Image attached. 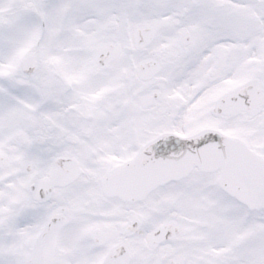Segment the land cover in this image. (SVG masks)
Masks as SVG:
<instances>
[{
	"label": "snow or ice",
	"instance_id": "obj_1",
	"mask_svg": "<svg viewBox=\"0 0 264 264\" xmlns=\"http://www.w3.org/2000/svg\"><path fill=\"white\" fill-rule=\"evenodd\" d=\"M0 264H264V0H0Z\"/></svg>",
	"mask_w": 264,
	"mask_h": 264
}]
</instances>
